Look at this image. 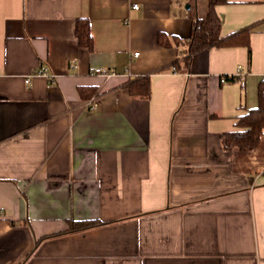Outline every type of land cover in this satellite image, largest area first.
I'll return each instance as SVG.
<instances>
[{
	"label": "crops",
	"instance_id": "1",
	"mask_svg": "<svg viewBox=\"0 0 264 264\" xmlns=\"http://www.w3.org/2000/svg\"><path fill=\"white\" fill-rule=\"evenodd\" d=\"M208 11L209 0H0V264H264V135L253 152L221 142L259 105L264 0L216 8L222 37L251 30V56L210 47L188 64ZM240 68L244 87L222 81ZM145 77L151 96H133L127 84ZM77 222L98 225L69 232Z\"/></svg>",
	"mask_w": 264,
	"mask_h": 264
},
{
	"label": "trees",
	"instance_id": "2",
	"mask_svg": "<svg viewBox=\"0 0 264 264\" xmlns=\"http://www.w3.org/2000/svg\"><path fill=\"white\" fill-rule=\"evenodd\" d=\"M228 0H209V11L206 17H196L193 25V32L189 40L186 41L187 62L190 63L194 53L210 47H236L246 45L250 48V29L241 30L228 37L221 36V19L217 14L218 5L227 3ZM76 36L79 45L94 50V37L91 31V23L87 18H80L76 23ZM162 45H170L171 42L163 33L159 35ZM177 69V67H176ZM129 91L135 97L149 98L151 96V81L149 77L137 78L127 84ZM80 95L84 100H90L100 95L97 87H81ZM259 105L257 108L248 110L237 122V129L225 132L221 135V142L225 149H240L244 152L255 151L264 135V79L258 88ZM95 223L77 222L73 230L69 232L81 231L97 226ZM60 235V234H58ZM57 236V235H54ZM45 237L44 239L48 238Z\"/></svg>",
	"mask_w": 264,
	"mask_h": 264
},
{
	"label": "built area",
	"instance_id": "3",
	"mask_svg": "<svg viewBox=\"0 0 264 264\" xmlns=\"http://www.w3.org/2000/svg\"><path fill=\"white\" fill-rule=\"evenodd\" d=\"M135 9H139V5H135L134 6ZM135 56H139V52H136L134 54ZM93 75H101V76H105V77H111L113 75H115L114 72L108 70V69H105V68H96L94 69L92 72H91ZM35 74H38V75H43V76H46L47 78L51 79L52 81L55 79V75L53 74H49V71L47 68H41L40 70H38ZM31 77V76H30ZM30 77L27 79V84H30L31 83V79ZM245 77H246V72L244 71V69L240 68L236 74L232 75V76H222V81L223 82H227L229 81L230 79H237L241 85L244 87L245 84H246V81H245ZM88 105L91 106V108H95L96 105L94 104V101H90L88 103Z\"/></svg>",
	"mask_w": 264,
	"mask_h": 264
}]
</instances>
